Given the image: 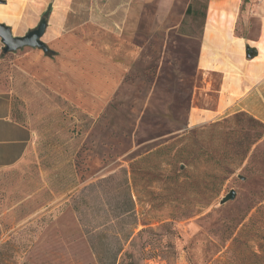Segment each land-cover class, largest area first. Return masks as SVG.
I'll use <instances>...</instances> for the list:
<instances>
[{"label":"rangeland","instance_id":"obj_1","mask_svg":"<svg viewBox=\"0 0 264 264\" xmlns=\"http://www.w3.org/2000/svg\"><path fill=\"white\" fill-rule=\"evenodd\" d=\"M185 1L134 2L106 24L99 0H1L15 36L50 10L45 48L0 63L35 132L0 169V264H264V124L189 122L201 19L174 29ZM81 53L114 68L109 92L85 90Z\"/></svg>","mask_w":264,"mask_h":264},{"label":"crops","instance_id":"obj_2","mask_svg":"<svg viewBox=\"0 0 264 264\" xmlns=\"http://www.w3.org/2000/svg\"><path fill=\"white\" fill-rule=\"evenodd\" d=\"M99 1V18L107 24L113 20L112 13H131L134 2L142 7L159 0ZM191 1L183 3V16L174 29H183L182 20ZM7 16V9L0 5V22L9 26L3 21ZM198 35L201 84L193 91L189 122L199 124L244 112L264 124V0H207ZM3 46L0 40V63ZM80 49L85 50L84 45ZM83 54L81 59L90 62L81 78V84L87 85L85 90L109 92L115 81L114 68L104 69L100 56L94 53ZM34 141L33 129L14 115L11 92L0 88V169L19 163Z\"/></svg>","mask_w":264,"mask_h":264},{"label":"water","instance_id":"obj_3","mask_svg":"<svg viewBox=\"0 0 264 264\" xmlns=\"http://www.w3.org/2000/svg\"><path fill=\"white\" fill-rule=\"evenodd\" d=\"M1 2V0H0ZM46 20L44 17L40 19L38 26L29 31L27 34L22 36L13 35L11 28L3 22H0V40L3 43V51H12L22 46H32V47H42L44 44L40 40L41 35L44 32ZM249 48L246 50V55H249ZM235 197V190L231 189L227 194H225L221 199L220 203H225Z\"/></svg>","mask_w":264,"mask_h":264},{"label":"trees","instance_id":"obj_4","mask_svg":"<svg viewBox=\"0 0 264 264\" xmlns=\"http://www.w3.org/2000/svg\"><path fill=\"white\" fill-rule=\"evenodd\" d=\"M206 6H207V0H204L203 6L201 8H199V6L197 4V0H192L191 3L188 4V6L185 10V14H184V18L182 20V23H185L186 19L191 20V22H193V21L197 20L198 18H200L201 19V25H202L204 17H205ZM49 10H50V6H48L46 8V10L43 12L44 18L49 14ZM201 25H200L199 31L201 30ZM177 32L182 33L181 28H179L177 30ZM167 226H168L167 223L161 224V227H167ZM118 253H119V251H117L114 254V258L117 256ZM150 253H153L152 255H154L156 253V250H152V252H150ZM119 264H122V262L121 263L119 262ZM126 264H134V263L132 261H129Z\"/></svg>","mask_w":264,"mask_h":264}]
</instances>
